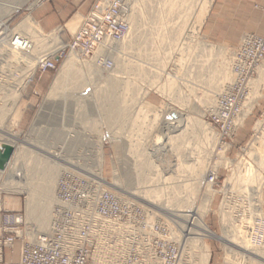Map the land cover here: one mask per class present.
Instances as JSON below:
<instances>
[{
	"label": "built area",
	"instance_id": "1",
	"mask_svg": "<svg viewBox=\"0 0 264 264\" xmlns=\"http://www.w3.org/2000/svg\"><path fill=\"white\" fill-rule=\"evenodd\" d=\"M44 1L48 0H36L35 5ZM140 11L141 0H94L67 40L61 36L63 27L45 32L36 23L34 37L6 20L0 24V147L11 148L0 168V264H202L197 249L189 244L190 238L196 240L197 248L208 244V250L203 249L209 253V264L210 240L220 243L223 264H264L248 252L264 249L261 218L237 224L238 214L223 209L220 234L204 218L202 226L191 222L180 227L152 207L112 190L100 173L89 171L99 165L93 162L97 158L88 154L102 152L106 141L114 144L111 137L117 136L123 153L153 148L152 142L167 132L161 131L164 122L175 125L180 116L194 119L188 113L190 106L197 103L202 109L195 119L211 133L206 146H212L214 158L208 160L203 180L212 184L218 179L221 163H228L226 151L230 141L252 113L264 89V35L253 32H244L236 46H227L210 41L201 27L192 23L172 46L168 57L162 59L163 49H157V44L152 57L160 53L155 55V61L142 64L140 60L132 66V58L138 59L140 54L136 41L141 35L131 42ZM206 53H212L213 59L204 74L210 73L213 80L191 79L189 72L191 65H195L191 55L203 57ZM67 59L75 64L74 74H82L90 85L80 92L82 96L72 92L74 99L68 100V106L71 102L74 105L64 106L62 122L61 113L55 112L54 129L60 131L62 126V136L49 141L45 150L42 145H32V150L53 153L55 157L50 156L55 162L64 163L54 187L48 229L39 232L25 214L3 208L1 196L19 194L8 190L7 181L26 179V174L16 170L22 162L14 157L22 146L28 148L27 138L41 109L42 99L39 105L32 102V98L38 99L43 93L34 83L47 71L52 72L53 81ZM144 70L148 71L147 77L142 75ZM156 75L162 82L157 81ZM109 79L118 82L121 100L130 90L128 95L135 98L130 113L145 117L147 124L138 128L127 122L115 135L114 130L103 132L102 128L96 130L80 123L91 120L96 113L95 108L82 109L81 102L95 104L94 89H106ZM31 84V93L27 94ZM191 89L197 91L191 94ZM156 94L160 97L157 103L150 99ZM191 98L194 103H190ZM32 110L30 123L20 126L22 115ZM186 149L188 154L191 148ZM243 239L248 241L247 250ZM16 241L18 257L6 262L4 251L8 249L12 254Z\"/></svg>",
	"mask_w": 264,
	"mask_h": 264
},
{
	"label": "rangeland",
	"instance_id": "2",
	"mask_svg": "<svg viewBox=\"0 0 264 264\" xmlns=\"http://www.w3.org/2000/svg\"><path fill=\"white\" fill-rule=\"evenodd\" d=\"M35 1L36 0H26L17 9L11 10L9 8L10 11H9V9H5V13L3 12L4 14L2 13V16H1L2 19L4 21L6 20V21L10 22V25H13V26L17 25L22 19H24L28 15H30L33 19L34 12H35V11L33 12V10L38 6V5H35ZM48 1H50V0H48ZM48 1H44L41 4L47 3ZM66 1H68V0H66ZM187 1L188 0H178V2L175 3V6L178 8L174 7V11L176 13L170 12L169 16H167V13L163 12V13H165L163 16V13H161V12L169 9V3L165 2L164 0H141V11L137 16L135 27H134L136 29L135 30L136 36L141 35L140 38H138V40L136 41L138 44L140 54H139V56H136L139 59V61H138V59H134L135 62H133L134 60L132 58V62H131L132 66H134V64H136V63H141L140 60L142 61V64H147L146 62L151 63V62H153V60L155 61V58H154L155 55H158L160 53V51H159V52L155 53V55L152 57V53L156 52L155 47L157 46V44H159V46H160V47L158 46L157 49H159V50L163 49L162 56H161L162 59L164 57H168L170 54L172 46L175 45L177 39L181 35L186 33L187 28H188L187 26L189 24L193 23L194 25H198L199 27H201V32L203 33V31H202L203 20H204L206 14L208 12L210 5L207 6L208 4L206 3L207 4L206 7H208V9H207V11H206V13L202 19V23H199L200 21H197L196 15L198 14V11L200 8L199 5L202 2L204 3V2L210 1V0H195L191 4L189 1L187 3ZM212 1L213 0L210 1V4ZM257 1L258 0L254 1L255 5H256ZM184 2H186V4H189L191 7L189 17H187L184 24H182V26L184 28V32H183V28H180V30L182 29V34L180 33V34H178V36L176 34L177 38H174L171 40L166 39V40L161 41V38L157 37L156 33L154 32L153 27L155 26V24L159 25L160 21L163 19H164V23L167 27L172 22H175V21L178 22L179 17H180V12L183 11V9H185V8H183V6L186 5ZM41 4H39V5H41ZM180 7H182V8H180ZM155 13H157V14H155ZM82 16L81 15L73 16L72 14L67 15L66 18L64 19V21H62V23H61V24L65 25V27L63 26L64 32H66V34H68V35L70 33H72L77 28V26L79 25ZM73 19H75V22L77 21L76 23L74 22L75 25L72 24L73 26L71 25V28L67 27L68 23H70ZM137 31H138V33H136ZM45 32H48V31H45ZM132 33H133V31H132ZM148 34H150V35H148ZM173 35H175V33H173L172 36ZM132 36H134V33L131 34V42L134 40V38ZM147 37H148V39H147ZM171 41H172V43H171ZM190 59H191V63L195 64L194 66H192L190 64L191 65V71L189 72V75L191 76V79L208 80L209 75H211V74L210 73L204 74V73L207 72L205 70V68L210 67L212 64V59H213L212 53L209 55H208V53H206V56H203V57L191 55ZM142 75H143V77H147L148 71L144 70ZM76 76H79V78L77 79V77H74L73 81L71 80V78H69L66 81L68 84L65 83L66 87L64 88V90L60 89L59 94L55 98L49 100L52 102L51 104H53V106H52V108L47 110L48 112L46 113L47 114L46 121L43 122L42 120H36V118H35V121H33V123H32V127H33L32 131L30 132V134H29L30 136H28V137H32L33 139L39 140L41 142L45 141V143L47 142V145H48L49 141H52L53 139L60 138L62 136V134H63L62 126H61L60 131H58V129H54L56 127L55 123L57 122L55 112L57 111V112L61 113V115H62L64 113V109H63L64 106H67V107L70 106V108H71L74 105V103L71 102V103H69V106H68V100H70V98L74 97V94L72 92H79V96H80L81 95L80 92L85 90L90 85L87 82V79H85L82 76V74H78ZM148 78L150 79V77H148ZM156 79H157V81L162 82L161 77L159 78L158 75H156ZM78 80H81V82L79 81V83H78L77 82ZM209 80H213V78H211V79L209 78ZM51 82H52V72L47 71V72L41 74L36 79V81L34 83V84L37 83L43 90V93H42L43 98L42 97H40L38 99L32 98V102H34L35 105H39V102L42 99L41 109H44V107L46 106V103H48V100H45V99H46L47 93L49 91V87H50ZM73 82H75V83L77 82L79 85L75 84ZM34 84H31L28 87L27 94L31 93V90H32V87ZM117 85H118V82H117ZM117 85H116L115 89L113 90L114 94H116V92H119V90H117V88L119 89V87H118L119 85L118 86ZM102 89L100 91L98 86L94 89L93 100L96 98L94 101L95 104H92V103L88 104V101H86V100L81 102V105H82L81 108L82 109L83 108L84 109H93V108L96 109V110L94 109L96 111V113H94L92 115V119L89 121L80 120L81 124L86 123L89 126L95 127L94 129H96V130H99V128H102L101 131L103 130V132L105 131V129H107L108 131L110 130L109 132H112V130H114L115 135H116V132H118V130L122 126V124H126L127 122L132 127H138V128L143 127V125H141V121L139 124L137 122V121H139V119H135L136 114L133 112V114L131 115V113H130L131 107H132L131 105L135 102V99H134V101H130L129 100L130 97L127 98L126 96H125L124 100L123 99L121 100L120 98H118L119 105H121V109L125 108L124 106H126V108L124 109V110H126V113L124 115H122V116H124L123 118L125 120L124 119L122 120L119 118V121L117 123H113L111 125L107 124L108 119H106V117H104L105 115L102 113V111H100L98 109L100 107L99 106L100 102L102 101L101 97L103 98V96H101L100 94L104 95L105 92L107 91L105 89L106 91L104 92V89L103 90ZM196 91L197 90H195V89L190 90L191 94H194ZM97 92L98 93L100 92V93L98 94ZM102 92H104V94ZM198 96L199 95H197V99H198ZM150 99L153 102L157 103L159 101L160 97L156 94V95H151ZM190 100H191L190 103H192V102L194 103L193 98H191ZM199 102H200V100H199ZM149 106L150 105H147V107H149ZM70 108H69V111L71 110ZM201 109H202V107L199 104L195 103V104L190 106L191 112H189L188 114H190V116H192L193 118H199L198 113H199V110H201ZM32 115H33V110L27 111L26 113H24L22 115L20 126L26 127L30 123ZM63 117L64 116L62 115L59 118V120H61L60 122H62ZM180 118H182V117L180 116ZM182 119H185V118H182ZM1 122H2V120H1ZM36 122H37V126H35ZM192 122L193 121H190L191 124H195L194 123L195 119H194V122L193 123ZM145 124H147V122ZM187 126H188V128H190V130H191V127L194 128V130L192 129L190 131V130H188L187 127L184 126L186 133L184 134V132H183V136H181V137L185 138L184 141H188L189 139L193 138V142H191V144H189V148H191V150H192L193 154H195V156H198L197 157L198 159L196 158V161H193L191 159L190 160H186V159L181 160V157H182L181 156L180 161L181 162L184 161L183 164L184 165L186 164L185 165L186 168L183 167L182 168L183 170L181 169L180 171H178L175 169L176 167L173 166L174 162L172 161L173 158L171 157V152L170 153L166 152L167 155H170L169 157L166 155L165 152H163V153L159 152L156 154H155V152H153L154 148L156 147V143L157 144L160 143L157 146L165 144V142H166V140H164L166 138V137H164L165 132H163V134L161 136L162 140L160 139L159 142L153 141V142H155V143L152 142L153 148L145 150V155H147V157L152 161L153 164L158 165L159 170H162L161 173L162 172L165 173L164 177H166V176L169 177L168 179L163 178V180H169L170 179L168 182H173L172 185L176 184L175 187L179 185L178 187H176V189H174V188L172 189L173 192H175V193H173L171 191L173 193V196H177V195H175L176 191H177V194L179 196H184V197L188 196V200L192 201V205L187 206L186 205L187 203H186L183 206H186V208L188 210L191 209L194 212L196 210H198V212H201V214H204V215H202V218H204V220L210 225V227L217 234H220L219 228H220V225L222 224L220 222V218H221L220 212L223 209L230 210V211L238 214L239 220H238L237 224H245V223L255 222L257 218H261L262 220H264V89H262V92L259 95V99H258L257 104L255 105L254 109L252 110V113L245 119L243 125L237 130L235 136L230 141V145L228 147V150L226 151L228 163H225V161L221 163L222 167L218 170V179L214 180V182L212 184L207 183L208 182L207 180H203L204 174H205L207 167H208V162H209L208 160L210 158H212V159L214 158L213 153L211 152L212 146L210 148L209 147L207 148L206 143L208 140L207 141L204 140L202 138L200 132L197 131V133H196V134H199V136L198 135L195 136L193 134L197 130L196 124L194 125L195 127L193 125H191L189 127V122H188ZM162 127L163 126H161V128ZM182 128L183 127H181L180 129H182ZM187 130L189 132H192L191 136H189L190 133L187 132ZM161 131H167V130H164V128H162ZM57 133H60L61 135L58 136ZM178 133H180V131ZM186 134H188V135H186ZM192 134L194 135L193 137H192ZM185 136L187 137V139ZM111 138L113 139L114 144H110L109 142L106 141L104 150L102 152L88 154V155L92 156L91 157L92 159L97 158V160L95 159V160H93V162H95V164L99 165V168L89 169V171H91V173L92 172L93 173L94 172L100 173V175H102L103 178L105 179V182H107V183L109 182L113 186H118V185H116L114 180L115 181L120 180L119 183L121 182V186L123 187L122 182H123V180H126L123 176L124 173H126L128 175V178L130 180H134V179L135 180H143L144 177L142 178V176L137 175V174L141 173V170H140L141 167L139 166V154L141 153V151L137 150V152L133 151V152L123 153L122 149H121L122 144L117 140L118 139L117 136H115V138H113V137H111ZM27 140H28V138H27ZM180 140H181V142H183L182 141L183 139L180 138ZM194 141L195 142L197 141V142L195 143ZM31 143L34 144L36 142H31ZM201 144H204V145H201ZM197 145H198V147H197ZM34 146H37V145H34ZM43 146H44V148L46 147L45 145H43ZM195 146L197 147L198 150H200L199 152H197L198 150L196 149ZM29 148L32 149V146H30ZM142 152H144V151H142ZM48 153L49 152L44 153V154H46L48 159L53 162L54 160L51 158L50 155H48ZM133 153H135V154L137 153V154L133 155ZM163 154H165V155H163ZM57 155H59V154H57ZM76 155L82 156L85 154H76ZM24 161H25V163H24ZM20 162H22L23 165L21 164L18 167H23L24 170H26V168H25V166L27 164L26 159L25 160L22 159ZM190 162L191 163L196 162V165H194L195 168L192 167L193 170H191V168H189L187 170V168L189 167L188 165L191 164ZM55 163L57 165H59L57 168V171L55 173L56 174L55 180H57V178L59 177V174L61 172L62 165L64 163H62L61 161H56ZM42 164L43 163L40 164V167H41V169L39 168L40 170H42ZM225 164H227L226 167H224ZM173 170H175V171L173 172ZM25 172H26V178L28 179L29 176L27 174V171H25ZM145 172L147 173L148 171H145ZM197 172L200 173L201 178L198 182L199 184H197L198 189H197L196 193H193V197L195 199L193 197H192L193 198L192 199L189 197V196H192L191 195L192 193H190L191 189L189 188V183H191V180H193V178L195 177L194 174H196ZM178 173L181 175V178L179 177L180 180L177 179ZM114 177H116V178H114ZM173 178H176V179H173ZM245 178H246V180H245ZM181 180H183V182ZM134 182H133V184H134ZM136 184H139V183L137 182ZM112 190H114L118 193L120 192L126 196H129V197L135 199L134 197L127 194L126 192H121L117 188H114ZM179 190H182V191H179ZM53 192H54V188H53ZM163 192H164V194L162 193L161 198L163 196L165 198L166 193H168L166 191H163ZM171 192L168 193V196L171 194ZM179 192H181V193H179ZM160 193H161V191H160ZM25 196L26 195L24 193H19V194H15V195H2L1 196L2 207L9 209V210H17V211H20L22 214H25L24 213L25 212V204H24ZM52 196H53V201H54V195H52ZM136 200L138 201V199H136ZM7 201H10L9 202L10 205L6 204ZM139 202H141V201H139ZM189 203L191 204L190 201H188V204ZM143 204H145V203H143ZM157 205H158V203H157ZM157 205H155V206H157ZM181 209H185V207H183V208L181 207ZM194 209H196V210H194ZM154 210H157V209H154ZM158 212L161 213L166 218H167V216H169V215L163 213L162 211H158ZM188 213L191 214L192 212H188ZM168 218L175 220V218H173L171 216H169ZM177 221L182 222L180 220H177ZM218 241H220V240H218ZM209 244H210V248H211V263L210 264H223L221 262L222 252L219 248V247H221L220 243L215 241V240H210ZM252 250L255 253H253V254L251 253L252 254L251 256L255 260L261 261L264 263V260H262V259H264V257H259V256H264V249L261 250L260 252H258L257 249H252ZM18 253H19V242L16 241L13 245L12 257L16 259L18 257Z\"/></svg>",
	"mask_w": 264,
	"mask_h": 264
},
{
	"label": "bare ground",
	"instance_id": "3",
	"mask_svg": "<svg viewBox=\"0 0 264 264\" xmlns=\"http://www.w3.org/2000/svg\"><path fill=\"white\" fill-rule=\"evenodd\" d=\"M25 1L26 0H0V24L4 22V20L2 19L1 16H2L3 12L5 13V9H9V8L11 10L12 9H17ZM164 1L169 3V9H167L166 11H162V12L160 11V12L161 13L166 12L167 16H169L170 12H175L174 11V7L178 8V7L175 6V3L178 2V0H164ZM188 1L191 4L195 0H192V1L188 0ZM188 1H187V3H188ZM210 1H206L204 3L202 2L199 5L200 8H199L198 14L196 15L197 16L196 17L197 21H200L199 23H202V19H203L204 15H205V13H206V11L208 9V7H206V5L208 4L207 6H209L210 5ZM184 3L186 4V2H184ZM180 8H182V7H180ZM183 8H185V9H183V11L180 12V17H179V21L178 22L177 21L172 22L167 27L165 25V23H164V19L162 18L163 20L160 21L159 25L155 24V26L153 27V30L156 33L157 37L161 38V41L166 40V39L167 40H171V39L177 38L176 34H177V36L180 33L182 34V29L180 30V28H183L182 24H184V22L186 21V18L189 17L190 10H191L190 9L191 7H190L189 4H186L185 6H183ZM10 9H9V11H10ZM155 14H157V13H155ZM164 14L165 13H163V16H164ZM74 22H75V19H73L70 23H68L67 27L71 28V25L72 24L75 25V23L77 21L75 23ZM34 28H38V26L36 25V22L32 19V17L30 15L26 16L24 19H22L16 25V29L17 30L24 31V32H26V33H28V34H30V35L35 37L36 30ZM135 30L136 29L134 28V30H133L134 36H132L133 38L136 37ZM183 32H184V28H183ZM136 33H138V31ZM173 33H175V35L172 36ZM148 35H150V34H148ZM147 39H148V37H147ZM171 43H172V41H171ZM74 66H75V64H74V62L71 59H67L60 66L58 74L56 75V77L54 78V80L50 84L49 91H48L46 99H45V100H48V103H46L47 101L45 102L46 106L44 107V109H41L38 112L39 114L37 115L36 120H42L43 122L46 121V117H47L46 113L48 112L47 110L52 108V106H53V104H51L52 102L49 101V100L55 98L59 94L60 89L64 90V88L66 87V84H68L66 81L69 78H71L72 81L74 80V77H77V79L79 78V76H76L74 74V72H73ZM263 77H264V75H263ZM79 81L81 82V80H78L77 82L79 83ZM77 82L76 83L73 82V83L78 84ZM116 85H117V83L115 82L114 79L107 80L106 81V90L107 91L103 88L104 92L105 91L106 92H105V94H104V92H102L104 95L100 94L101 96H103V98L101 97L102 101L100 102V105H99L100 107L98 109L100 111H102V113L105 115L104 117H106V119H108L107 124H109V125H111L113 123H117L119 121V118L123 120L124 116H122V115H124L126 113V110H124L126 108V106H124L125 108L121 109V105H119L118 92H116V94H114V92H113V90L115 89ZM99 89L101 91L102 87H99ZM117 90H118V88H117ZM126 94L127 95H125V96L127 98L130 97L129 98L130 101H134V99H135L134 95L133 94L132 95H128V94H130V90L127 89L126 90ZM142 108L143 107H141V109ZM135 116H136L135 119H139V121H137L139 124H140V121H141V125H145V123H146L145 117L139 118V114L138 115L136 114ZM194 119H192L190 117H188L187 119H182V118L179 117L177 119V121H176L177 124L175 123V125H170V123L164 122L162 128H164V130H167V132H165V136H164V137H166L164 139V140H166V142H165L164 145L156 146L154 148V151H153V152H155V154L159 153V152H162V153L163 152H165V153L166 152H169V153L171 152V157L173 158L172 161L174 162L173 166H175L176 167L175 169L178 170V171H180L186 165V164L185 165L183 164L184 161L183 162L180 161V157L181 156L183 157V158L181 157V160L182 159L183 160H185V159L186 160H190L191 159L193 161H196V158L198 157V156H195V154H193L192 150L189 151L188 154L186 153L187 152L186 148L189 147V144H191V142H193V138H191V139L188 138L189 139L188 141H184L185 138H183L181 136H183V132H184V134L186 132L183 129L184 126L182 128L184 131L180 130L181 126L182 125H186L185 127L188 128V126H187L188 122H189V127L191 125L194 126L196 124L197 125V127H196L197 130L193 134L195 136L196 135L199 136V134H196V133H197V131L200 132L202 138L204 140H206V141L209 140V136L211 134L209 129H208V127H206L204 124H201L200 121H198L197 119H195V122H194ZM190 121H193L195 124H191ZM0 122H1V119H0ZM35 126H37V122H36ZM192 129L194 130V128L191 127V130ZM179 130H180V133L168 135L169 134L168 132H175V131H179ZM188 130H190V128H188ZM188 130H187V132H189ZM189 133H190L189 136H191L192 132H189ZM208 133H209V136H208ZM193 134H192V137L194 136ZM57 135L60 136L61 134L57 133ZM186 135H188V134H186ZM180 138L183 139L182 140L183 142H181ZM157 139L158 140H155V142H157V141L159 142V140L161 139V136H158ZM186 139H187V137H186ZM27 141H28V144H29L28 148H23V146H22V148H20L19 151H16V153H15L16 155L14 157V160L21 161L22 159H24V160L26 159V161H27V164L25 166L26 170H24L23 167H19V168L16 167V170H18V171L21 170L24 173V175L26 174L25 171H27V174H28L29 178L28 179L26 178L25 180H10V181H7L6 184H8V190L9 191L16 192V193H24L26 195L25 196V200H24V204H25V212L24 213H25L26 219L32 221L35 224V226H36V228H37V230L39 232H45L48 229V226H49V223H50L51 209H52V206H53V196L52 195H54L53 188L55 187V184H56V181H57V180H55V178H56V174L55 173H56L57 168H58L59 165H57L55 163V161L52 162L51 160H49L48 157L46 156V154H44V153H47L48 151L37 152L36 150H32L31 148H29L32 145H40V144L41 145L43 144V145L46 146L47 142L46 143H45V141L41 142L39 140L33 139L32 137H28ZM31 142H36V143L32 144ZM155 142H153V143H155ZM201 145H204V144H201ZM7 146H9V145H7ZM197 147H198V145H197ZM197 147H196V149H197ZM45 148H44V150H45ZM199 151L200 150H198L197 152H199ZM134 154L135 153H133V155ZM48 155H51L52 157H55V154H53V153L52 154L48 153ZM163 155H165V154H163ZM166 155H167V153H166ZM167 156L169 157L170 155H167ZM41 163H43L42 164V170H40L41 169V167H40ZM194 165H196V162L195 163L193 162L190 165H188L189 167L187 168V170L189 168H191V170H193L192 167L195 168ZM139 166L141 167L140 168L141 173L140 174L136 173V174L142 176V178L144 177L145 179L143 178V180H135V179L134 180H130L128 178V175L126 173H124L123 176H124V178L126 180H123V182H122L123 187L121 186V182L119 183L120 180L119 181L118 180H116V181L114 180V182L118 186H113L109 182L108 183L105 182V181L104 182L106 183V185L109 188H111V187H112L111 189L117 188L121 192H126L127 194H129L130 196L134 197L135 199H138V201H141L142 203H145L146 205H148L150 207H153L154 209H157L158 211H162L163 213L175 218V221L177 222V224L180 227L189 226L191 224V222H197V224L199 226H202L201 218H202V215H204V214H201V212H198V210H196V209H194V210H196L195 212L193 210H191V209L188 210L186 208V206H183L186 203H187L186 204L187 206L188 205L189 206L192 205V201L188 200V196L187 197L179 196L177 194V191H176V194H175L177 196H173V193H175V192H173L172 189L173 188L176 189V187H178L179 185L175 187L176 184L172 185L173 182H168L170 179L169 180H163V178L168 179L169 177H167V176L164 177L165 173H163V172L161 173L162 170H159L158 165H155V164L152 163V161L147 157V155H145V151L144 152L141 151V153L139 154ZM145 171H148V172L146 173ZM174 171L175 170H173V172ZM194 175H195V177L193 178V180H191V183H189V188L191 189L190 193H192L191 194L192 196H189L190 198L193 197V193H196V191L198 189V185L197 184H199L198 182H199V180L201 178L199 172H197ZM177 177H178L177 179H179V177L181 178V175L178 173ZM114 178H116V177H114ZM173 179H176V178H173ZM245 180H246V178H245ZM181 181L183 182V180H181ZM133 182H134L135 185L133 184ZM137 182L139 184H136ZM160 191H161V193H160ZM163 191H166L168 193L172 191L173 193L171 192V194L169 196H168V193H166V197L164 198V196H163L161 198L162 193L164 194ZM179 191H182V190H179ZM179 193H181V192H179ZM188 201H190L191 204L190 203L188 204ZM9 202L10 201H7L6 204H9ZM157 203H158V205H157ZM155 205H157V206H155ZM181 207L182 208L185 207V209H181ZM188 212H192V213L190 214ZM169 216H167V218ZM194 216H195V220L193 221L192 219H193ZM176 219L180 220L182 222H179ZM188 240H189V244L194 245L195 249H197L196 251H197V253L199 255V259H200L201 263L202 264H208L207 262H208V254L209 253L207 252V254H206V252H205V250H208L207 249L208 248V244L205 243L204 245H199V247H198L199 249H198L196 247L197 246L196 245L197 242H196V240H194V238H190ZM241 242H243L242 243L243 247L247 250L248 249V245H247L248 241L246 239H243ZM248 252L253 254L252 251H248Z\"/></svg>",
	"mask_w": 264,
	"mask_h": 264
},
{
	"label": "crops",
	"instance_id": "4",
	"mask_svg": "<svg viewBox=\"0 0 264 264\" xmlns=\"http://www.w3.org/2000/svg\"><path fill=\"white\" fill-rule=\"evenodd\" d=\"M94 0H50L38 5L33 20L44 31L59 27L67 15H84ZM213 0L203 20V34L212 42L227 46H236L244 32L264 35V0ZM64 40L69 38L66 32L61 34ZM17 259V258H16ZM8 249L4 251V260L16 261Z\"/></svg>",
	"mask_w": 264,
	"mask_h": 264
},
{
	"label": "water",
	"instance_id": "5",
	"mask_svg": "<svg viewBox=\"0 0 264 264\" xmlns=\"http://www.w3.org/2000/svg\"><path fill=\"white\" fill-rule=\"evenodd\" d=\"M2 148L0 147V168L4 166L11 153V148L9 146H3Z\"/></svg>",
	"mask_w": 264,
	"mask_h": 264
}]
</instances>
